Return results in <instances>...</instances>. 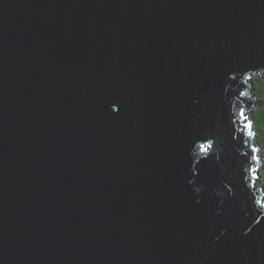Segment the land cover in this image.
Wrapping results in <instances>:
<instances>
[{
    "label": "water",
    "instance_id": "obj_1",
    "mask_svg": "<svg viewBox=\"0 0 264 264\" xmlns=\"http://www.w3.org/2000/svg\"><path fill=\"white\" fill-rule=\"evenodd\" d=\"M262 72L264 0H0V264H264Z\"/></svg>",
    "mask_w": 264,
    "mask_h": 264
},
{
    "label": "trees",
    "instance_id": "obj_2",
    "mask_svg": "<svg viewBox=\"0 0 264 264\" xmlns=\"http://www.w3.org/2000/svg\"><path fill=\"white\" fill-rule=\"evenodd\" d=\"M253 85L255 88V98L260 100L261 103L257 104L259 106L253 113L252 116L256 122V128L258 129V142L263 147V156H264V72L258 75L253 80ZM254 95V93H253ZM261 173V185L264 187V164L260 170Z\"/></svg>",
    "mask_w": 264,
    "mask_h": 264
},
{
    "label": "rangeland",
    "instance_id": "obj_3",
    "mask_svg": "<svg viewBox=\"0 0 264 264\" xmlns=\"http://www.w3.org/2000/svg\"><path fill=\"white\" fill-rule=\"evenodd\" d=\"M258 107H260V105L259 106L254 105L253 108H251V111L254 112ZM254 126H255L256 137L258 138L259 132H258V129L256 128V122H255ZM261 152L263 153V147L262 146H261ZM263 164H264V161L262 162L261 168H262Z\"/></svg>",
    "mask_w": 264,
    "mask_h": 264
},
{
    "label": "snow or ice",
    "instance_id": "obj_4",
    "mask_svg": "<svg viewBox=\"0 0 264 264\" xmlns=\"http://www.w3.org/2000/svg\"><path fill=\"white\" fill-rule=\"evenodd\" d=\"M247 127H248V129H249V136H252L253 135V133H252V131H251V128H252V125L251 124H249V125H247ZM207 150V149H206ZM253 151L254 152H258L259 150L258 149H253ZM257 159H259V157L257 156L256 157ZM252 171L253 172H256V171H258L257 169H252Z\"/></svg>",
    "mask_w": 264,
    "mask_h": 264
}]
</instances>
